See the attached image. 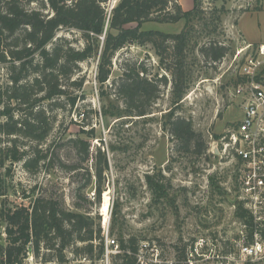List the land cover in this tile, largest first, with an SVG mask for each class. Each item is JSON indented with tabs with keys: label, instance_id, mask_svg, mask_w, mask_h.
Instances as JSON below:
<instances>
[{
	"label": "rangeland",
	"instance_id": "rangeland-1",
	"mask_svg": "<svg viewBox=\"0 0 264 264\" xmlns=\"http://www.w3.org/2000/svg\"><path fill=\"white\" fill-rule=\"evenodd\" d=\"M118 1L107 4L109 12ZM177 3L184 11H192L195 6L194 0ZM200 14L188 27L183 20L176 24L150 22L143 29L170 34L186 29L189 33V89L175 112L190 120L203 135L209 147L206 153L194 156L176 151L177 143L165 127L168 113L174 109L171 83L162 86L160 98L148 116H128L124 100L112 88L124 65L143 63L150 77L167 74L152 45L130 44L115 56L112 76L103 88L96 79L98 59L81 64L78 77L85 79V85L79 94L84 99L78 101L71 114L56 111L58 123L44 147L63 166L79 169L71 171L54 165L32 175L23 163L7 162L13 173L8 178L12 202L28 206L38 197L58 199L67 210L91 216L102 230L103 220L109 222L110 237L119 245L121 239L130 238H136L139 244L155 243L164 260L177 264H187V258L195 264H264V259L252 260L243 249L255 224L245 227L237 218L242 202L236 169L212 153L216 136L245 118L243 98L237 97L236 91L243 81L248 58L255 56L257 47L264 44V0H203ZM60 36H67L76 47H82L79 32L64 30ZM213 42L229 48L218 63L206 61L200 53V48ZM0 80H7L2 67ZM82 113L86 114L84 119L79 117ZM79 138L90 143L88 161L82 160L72 142ZM0 139L1 149L8 139L4 135ZM96 164L105 168L100 203L94 195ZM1 172L5 169L0 168ZM89 174L92 183L83 187ZM32 189L35 193L31 194ZM106 192L110 202L109 214L104 217ZM24 194L31 197L26 199ZM205 239L213 246L198 248L199 255L193 248L195 254L191 257V246ZM201 253L207 260H196ZM66 255L63 263L56 259L45 262L30 252L25 264H107L76 257L70 251ZM109 264H115L114 256Z\"/></svg>",
	"mask_w": 264,
	"mask_h": 264
},
{
	"label": "trees",
	"instance_id": "trees-1",
	"mask_svg": "<svg viewBox=\"0 0 264 264\" xmlns=\"http://www.w3.org/2000/svg\"><path fill=\"white\" fill-rule=\"evenodd\" d=\"M110 1L0 0V67L7 75L6 81L0 80V135L8 139L0 149V168L5 169L0 173V264H25L30 252L45 262L56 259L63 263L68 251L76 257L103 259V230L91 216L67 210L55 198L38 197L26 206L12 202L9 196L8 178L13 173L7 162L23 163L32 175L54 165L79 169L63 166L44 146L58 123L56 111L71 114L84 99L79 94L85 85V79L78 77L81 64L98 59L96 79L103 88L112 76L113 60L119 51L130 44L152 45L167 74L150 77L143 63H126L112 87L114 94L124 100L128 116L146 117L159 100L162 86L171 83L174 109L168 113L165 127L177 143L176 151L202 156L209 148L193 123L175 112L189 89V33L186 29L178 34L143 29L150 22L176 24L183 20L188 27L201 16L203 0H194L192 11H184L177 0H119L109 12ZM64 30L79 32L82 47H76L67 36L58 37ZM228 51L216 42L200 48L204 59L214 63L222 61ZM81 116L84 119L86 114ZM72 142L82 160L88 161L90 143L80 138ZM99 153L101 156V149ZM104 164L107 167L106 160ZM104 172L105 168L96 164L94 195L99 203ZM92 178L89 174L83 187L91 184ZM29 197L24 194V198ZM109 202L106 192L104 217L109 214ZM237 218L247 227L252 225L242 203ZM248 243H253L251 230ZM138 244L136 238L121 239L120 248L135 253ZM114 258L115 264H134V258L128 255Z\"/></svg>",
	"mask_w": 264,
	"mask_h": 264
},
{
	"label": "built area",
	"instance_id": "built-area-1",
	"mask_svg": "<svg viewBox=\"0 0 264 264\" xmlns=\"http://www.w3.org/2000/svg\"><path fill=\"white\" fill-rule=\"evenodd\" d=\"M242 78L236 95L243 98L245 118L219 135L213 143L212 153L221 160H228L236 169L241 202L255 224L251 228L253 243H247L243 249L252 256V260H257L264 259V254H261L264 250V44L257 47L255 56L248 58ZM108 223L103 220L104 255L101 261L109 264L113 256L128 255L134 258V264H177L164 260L160 247L155 243L142 242L135 253L121 249L110 237ZM205 246L211 247L213 243L205 239L191 246L190 256L199 255L198 248ZM200 255L196 260H207L205 254ZM186 261L187 264H195L191 258Z\"/></svg>",
	"mask_w": 264,
	"mask_h": 264
},
{
	"label": "crops",
	"instance_id": "crops-1",
	"mask_svg": "<svg viewBox=\"0 0 264 264\" xmlns=\"http://www.w3.org/2000/svg\"><path fill=\"white\" fill-rule=\"evenodd\" d=\"M249 44V43H248Z\"/></svg>",
	"mask_w": 264,
	"mask_h": 264
},
{
	"label": "water",
	"instance_id": "water-1",
	"mask_svg": "<svg viewBox=\"0 0 264 264\" xmlns=\"http://www.w3.org/2000/svg\"><path fill=\"white\" fill-rule=\"evenodd\" d=\"M114 8V7H113Z\"/></svg>",
	"mask_w": 264,
	"mask_h": 264
}]
</instances>
